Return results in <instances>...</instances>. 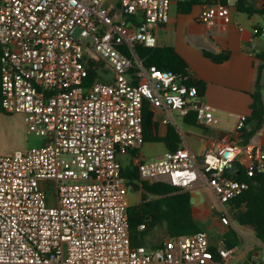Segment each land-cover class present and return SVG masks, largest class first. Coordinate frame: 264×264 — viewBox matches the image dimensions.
Wrapping results in <instances>:
<instances>
[{"label": "built area", "instance_id": "1", "mask_svg": "<svg viewBox=\"0 0 264 264\" xmlns=\"http://www.w3.org/2000/svg\"><path fill=\"white\" fill-rule=\"evenodd\" d=\"M180 1L0 0V109L23 115L28 131L44 138L0 156V264L228 263L234 250L217 248L214 259L204 231L165 237L157 248L130 242L132 188L120 156L130 157L140 181L188 192L208 187L225 227L235 229L234 200L248 188L224 174L237 153L224 142L199 160L186 148L151 161L139 152L145 104L161 113L162 125L172 113H195L199 125L214 121L189 69L145 68L134 52L156 46L153 28L168 23L169 6ZM217 16L227 22V6H201L202 23L212 26ZM252 33L264 39V24ZM100 62L111 81H88L89 63ZM245 121L237 118L233 135ZM245 154L247 177L264 173V149Z\"/></svg>", "mask_w": 264, "mask_h": 264}, {"label": "crops", "instance_id": "2", "mask_svg": "<svg viewBox=\"0 0 264 264\" xmlns=\"http://www.w3.org/2000/svg\"><path fill=\"white\" fill-rule=\"evenodd\" d=\"M178 3H172L169 6L168 23L154 27L152 33L156 46L172 47L195 79L205 83L200 102L212 109L214 121L210 125L198 123L192 125L184 122V118L181 117L178 126L170 115L171 123L168 125L173 126L180 137L178 148L188 149L195 160H199L204 151H215L217 143L224 142L227 145L236 146L234 162L237 161L241 165V161L249 158L245 154V149H264V124L245 144L233 135L237 118L241 115L248 116L250 113L249 105L252 101L250 94L255 89L258 70H260L258 81L264 105V66L261 59L264 53V39L252 33L254 27L264 24V15L256 12H239L234 4L236 14L228 15L227 22L217 16L214 25L208 26L199 19L202 5H196L189 13L182 14L178 12ZM245 6L260 10L264 8V0H245ZM257 16L263 20V23L258 22ZM204 52L214 55L228 52L229 55L225 60L214 63L204 56ZM153 113L157 134L163 137L168 125L160 123L159 111ZM7 115L23 117L21 114ZM3 123L6 122L3 121ZM9 125L12 127L13 124ZM23 128L26 132L25 121ZM40 137L41 145H43L44 138L42 135ZM30 148L25 150L12 148L10 152L26 151ZM4 155L0 154V156ZM128 159L129 162L130 157ZM200 190L206 194L207 201L201 202L198 195L194 197L193 217L200 229L207 231L210 246L215 249L222 248L224 247L223 237L229 227L220 223L216 201L208 187L199 183L189 192L194 191L193 194H196V191ZM129 206L132 205L129 204ZM233 224L238 242L232 248L234 251L227 264H246L263 259L260 257V250H264V245L256 239L252 228L237 225L235 222ZM149 237L150 235L144 236L142 245L157 248L148 241Z\"/></svg>", "mask_w": 264, "mask_h": 264}, {"label": "trees", "instance_id": "3", "mask_svg": "<svg viewBox=\"0 0 264 264\" xmlns=\"http://www.w3.org/2000/svg\"><path fill=\"white\" fill-rule=\"evenodd\" d=\"M218 1L221 5L227 6L228 0H184L180 1L178 12L187 14L192 7L203 4H213ZM235 7L239 12H256L264 15V8L254 10L245 6V0H236ZM134 52L138 56L145 68L154 67L160 70H169L185 73L187 70L185 62L177 52L168 46H155L153 48L135 46ZM229 53L224 52L219 55L204 52V56L214 63H219L228 57ZM264 66V53L261 55ZM101 67L102 75L96 71ZM259 71L255 81V89L250 94L252 99L246 116V121L239 132L238 139L246 143L248 139L255 134L264 124V105L261 99L259 85ZM107 73V76H106ZM108 72L100 63H89L88 81H107ZM189 84L195 85L198 95L201 97L204 92L205 83L192 80ZM154 113L148 104L143 108V142L153 141L162 142L167 151L174 152L178 149L180 137L171 125L167 126L165 136L160 137L156 131V122L153 120ZM184 122L188 124H197L195 113L183 117ZM248 126V129L246 127ZM236 169L230 172L224 170V174L237 181H244L248 188L234 200V212L232 215L233 222L237 225L252 228L256 239L264 245V173L256 174L253 177H247L243 167L235 161ZM121 174L126 179L132 189L141 188L145 193L142 202L129 206L127 209L129 220V235L132 246L142 245L144 236L150 234L156 228H164L165 237L168 236H186L202 231L198 226L192 214V204L190 192L182 191L177 187L163 183H152L140 181L137 169L132 166L131 162L121 164ZM143 224L144 230H139L138 226ZM238 240L233 228L229 227L223 237V246L232 249ZM161 243L160 246H162ZM210 251L214 259H218L215 248L210 246ZM258 261H250L246 264H257Z\"/></svg>", "mask_w": 264, "mask_h": 264}, {"label": "rangeland", "instance_id": "4", "mask_svg": "<svg viewBox=\"0 0 264 264\" xmlns=\"http://www.w3.org/2000/svg\"><path fill=\"white\" fill-rule=\"evenodd\" d=\"M235 0H228L227 2V10L228 15L231 13L236 14V10L234 8ZM259 17V16H257ZM259 23H263V20L258 18ZM79 34V30H75L74 35L77 36ZM108 79L107 81H111L112 73L108 70ZM172 118L175 123L179 126L181 120L177 114L172 113ZM5 121L6 123H3ZM9 124H13L10 127ZM24 118L20 115H7L0 109V154H9L12 148H16L19 150H25L26 148L36 147L42 144V139L38 133L27 131L23 128ZM139 152L143 155L144 161H151L159 156L163 155L166 152V149L162 142H153V141H144L141 144ZM127 156L118 157V161L121 164H125L128 162ZM190 193L191 204L194 202V197L199 196L201 202H206L207 197L204 191H196V194ZM146 193L141 189H132L127 193V201L131 205H136L142 202ZM207 233V231H205ZM208 234V233H207ZM148 241L151 244H154V247H160L163 239L165 238L164 228H156L150 234ZM260 257H264V250H260Z\"/></svg>", "mask_w": 264, "mask_h": 264}, {"label": "water", "instance_id": "5", "mask_svg": "<svg viewBox=\"0 0 264 264\" xmlns=\"http://www.w3.org/2000/svg\"><path fill=\"white\" fill-rule=\"evenodd\" d=\"M227 155H228V152H225V153H224V156H227ZM235 169H236L235 162H234V161H231V162H230V168H229V171H230V172H234Z\"/></svg>", "mask_w": 264, "mask_h": 264}]
</instances>
